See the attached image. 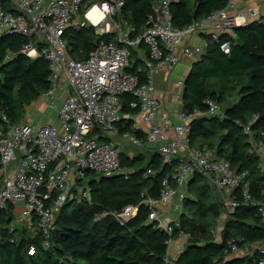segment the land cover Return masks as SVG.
Returning <instances> with one entry per match:
<instances>
[{
  "label": "built area",
  "instance_id": "2783aa9c",
  "mask_svg": "<svg viewBox=\"0 0 264 264\" xmlns=\"http://www.w3.org/2000/svg\"><path fill=\"white\" fill-rule=\"evenodd\" d=\"M174 1L155 0L145 29L137 32L126 19L115 20L124 0H0V36L19 33L35 37V41L30 39L24 44L21 52L31 58L42 55L49 63L50 85L41 96L49 108L56 109L58 120L43 124L34 119L16 122L6 112H0V209L7 202L14 205L15 217L7 225L10 232L28 227L33 237H40L41 245L49 248L61 208L68 203H91L88 172L104 176L123 173L127 178L134 167H123L121 153L134 157L148 146L161 154L163 164L171 166L161 180L159 196L153 197L145 187L140 203L126 204L119 211L104 210L95 219L112 215L124 224L143 203L150 209L149 222H156L170 235L178 228L177 238L187 240L191 234L181 228L179 215L168 214V208L182 210L183 198L189 196L188 183L196 173L205 177L222 202L223 212L211 227L215 240L225 216L240 204L238 196L244 203L254 205L264 219V186L263 195L253 198L248 170L235 171L227 160L216 156L213 148L194 147L189 142L194 117H226L218 103L208 100L207 110L194 109L191 113L174 108L178 119L174 121L164 102L154 95L158 72H170L183 59L192 63L201 59L213 41L229 53L232 29L259 21L261 11L251 5L238 11L236 0H227L209 15L177 27L171 11ZM5 3L11 7L6 8ZM93 5L103 14L99 20L89 15ZM80 14L83 19L76 21L77 26L93 25L97 34L115 31L113 40H100L85 59L71 56L64 37L66 28ZM195 35H201L197 43L191 41ZM36 41L42 43L41 47ZM141 43L149 53L139 50L141 64L135 66L130 46ZM11 57V53L6 54L7 60ZM184 81L178 80L179 86ZM65 84L70 91L60 100L59 90ZM126 94L133 96L130 111L124 110ZM174 96L182 98V90L174 92ZM256 118L255 115L246 125L239 122L250 137V125ZM257 147L261 154L259 169L264 174V141ZM153 172L149 167L144 174ZM1 232L0 226V235ZM174 239L170 236L166 240L168 255L164 264H174L180 252L176 246L170 253ZM241 241L242 237L229 238L225 253H238L264 264V238ZM36 249L31 243L28 253L35 254Z\"/></svg>",
  "mask_w": 264,
  "mask_h": 264
},
{
  "label": "trees",
  "instance_id": "16d2710c",
  "mask_svg": "<svg viewBox=\"0 0 264 264\" xmlns=\"http://www.w3.org/2000/svg\"><path fill=\"white\" fill-rule=\"evenodd\" d=\"M124 1L115 20L126 19L136 26L137 32L143 31L155 0ZM226 1L176 0L171 5L173 24L188 25L223 7ZM5 5L11 7L9 3ZM232 33L226 36L233 40L229 53L213 41L202 58L192 63L182 89V109L191 113L194 109L207 110L208 100L218 103L226 117L217 114L194 117L189 142L194 147L213 148L216 156L227 160L235 171L248 170L252 196L258 198L263 195L264 186L257 147L258 142L264 141V14L259 21L234 27ZM64 37L71 56L85 59L100 40H113L115 31L97 34L93 25L72 23ZM30 39L36 40L19 33L0 36V112H6L16 122L24 119L27 106L50 85L51 70L44 56L31 58L21 52ZM36 44L42 45L39 41ZM130 49L135 66L141 64L139 50L149 53L144 43ZM7 53L12 55L8 60ZM234 96L236 100H232ZM132 98L131 94L123 97L124 110H131L128 105ZM255 115L250 137L242 125ZM146 152H150L149 157ZM146 152L139 151L134 157L121 153L123 167H134L127 178L123 173L104 176L88 172L91 203H68L61 208L49 248H44L41 238L33 237L28 227L9 231L7 225L15 213L14 205L7 202L0 209V264H164L168 255L166 240L170 236L177 238L179 229L170 235L157 227L156 222H149L147 205L139 204L135 215L124 224L112 215L95 219L104 210L119 211L126 204L140 203V193L145 187L153 197L159 196L161 180L171 166L162 163L158 151ZM149 167L154 172L145 175ZM188 193L183 198L179 218L181 228L191 237L184 241L186 245L174 264H256L252 257L225 253V246L231 237H242L241 242L264 238V219L257 208L238 196L240 204L224 218L215 240L211 227L223 212L220 197L205 177L197 173L188 183ZM31 243L37 248L35 254L28 253Z\"/></svg>",
  "mask_w": 264,
  "mask_h": 264
},
{
  "label": "rangeland",
  "instance_id": "374dc122",
  "mask_svg": "<svg viewBox=\"0 0 264 264\" xmlns=\"http://www.w3.org/2000/svg\"><path fill=\"white\" fill-rule=\"evenodd\" d=\"M91 4L92 3H88V6H90ZM80 16H81V14H80ZM81 19H83V17ZM73 22H74V19H73ZM77 25H79V23ZM190 69H191V66H190V68H188V66L186 68L185 65L183 66V65L179 64L176 67H174L173 70H171L169 72V77H168L167 81H165V79L163 81V79H162L161 82H159V83L157 82V80L159 79V77H157L158 73L155 75V80H156L155 90L157 88V90H159L158 91L159 94H160V92H166L167 93L166 100L164 101V104L168 108L169 112L171 113V117H172V119L174 121L178 120L175 117L174 113H173L174 108H177V107L179 109L182 108V98H178L177 99L174 96V92H177V91L183 89V86H179L178 80H180V79H184L185 80V78L187 77ZM43 100H44V98L42 96H40L37 100L32 102L30 105H28L27 106V111L25 113V117H24L23 120H25V119H34L35 122L37 121L39 124H43V123L47 122L49 120V118H55V110L52 109V108H50L51 110H47V112L45 114H43L42 111L40 112V110L36 111L37 104L39 102L41 104H43V106L45 105V102ZM57 101H59V100H57ZM127 148L129 149L130 147H127ZM146 153H147V156L149 157L150 156V152H146ZM198 183L202 184V182H198ZM180 209H181L180 207L178 209H176V210H174L173 208H168V214L170 216H173V217L178 216L180 214V212H181ZM160 210H163V208L160 207ZM184 241L187 242V240L185 238H175L173 243H172V245L169 248L170 253H171V248L174 245L175 246H179L180 247L179 249L181 251L186 245V243ZM232 255H238V253H233Z\"/></svg>",
  "mask_w": 264,
  "mask_h": 264
},
{
  "label": "crops",
  "instance_id": "0c3cea01",
  "mask_svg": "<svg viewBox=\"0 0 264 264\" xmlns=\"http://www.w3.org/2000/svg\"><path fill=\"white\" fill-rule=\"evenodd\" d=\"M249 5H251L252 7H255V8H257L258 10H260L261 11V14H264V0H260V3L258 4L256 1H254V0H236V7H237V10L238 11H245L246 10V8H247V6H249ZM98 16L99 17H102L101 15H100V13L98 12ZM98 17V18H99ZM81 16L80 15H77V16H75V18H74V24L76 23V21H79V20H81ZM93 19H97V18H93ZM76 25V24H75ZM201 40V35H195V36H193L192 38H191V41L193 42V43H197V42H199ZM179 64H181V65H185L186 66V68H187V66H188V68H190V66L192 65V62L191 61H189V60H187V59H184L183 61L181 60L179 63H177L176 64V66L177 65H179ZM190 65V66H189ZM175 66V67H176ZM157 77H159V79L157 80V82L159 83V82H161V80L163 79V81H164V79H165V81H167L168 80V77H169V72L168 71H160V72H158V76ZM155 83H156V80H155ZM64 85V84H63ZM62 85V88L59 90V93H60V100H61V98L63 97V96H65L70 90H69V86H68V84H65V86H63ZM154 86H155V84H154ZM154 95L160 100L161 99V101H165L166 100V96H167V93L166 92H160V94H159V90H157V88H156V90L154 89ZM237 99V96H234L233 98H232V100H236ZM59 100V101H60ZM44 102H45V105L43 106V104H41L40 102L37 104V109H36V111H39L40 110V112L42 111V113L43 114H45L46 112H47V110H51L49 107H48V104H47V102H46V100L44 99L43 100ZM43 102V103H44ZM58 104H59V102H58ZM55 110V118H49V122H55V123H57L58 122V120H57V117H56V109H54ZM53 119V120H52ZM47 121V122H48ZM37 122V121H36ZM38 123V122H37ZM39 124V123H38ZM149 150H151L150 148H149V146H148V148H144V149H142V150H140V151H149ZM175 210V209H174ZM175 249H176V246L174 247V248H172V252L174 253L175 252Z\"/></svg>",
  "mask_w": 264,
  "mask_h": 264
},
{
  "label": "bare ground",
  "instance_id": "6f19581e",
  "mask_svg": "<svg viewBox=\"0 0 264 264\" xmlns=\"http://www.w3.org/2000/svg\"><path fill=\"white\" fill-rule=\"evenodd\" d=\"M98 12H99V10H98V6L97 5H93L92 6V9L90 10V12H89V15L92 17V18H97V19H94V21L95 20H99V18H101V17H99L98 15ZM100 13V12H99ZM100 15H103V14H101L100 13ZM99 17V18H98Z\"/></svg>",
  "mask_w": 264,
  "mask_h": 264
}]
</instances>
